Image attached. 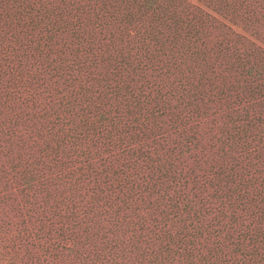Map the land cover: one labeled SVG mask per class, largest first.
<instances>
[{
  "label": "rangeland",
  "instance_id": "374dc122",
  "mask_svg": "<svg viewBox=\"0 0 264 264\" xmlns=\"http://www.w3.org/2000/svg\"><path fill=\"white\" fill-rule=\"evenodd\" d=\"M0 264H264V0H0Z\"/></svg>",
  "mask_w": 264,
  "mask_h": 264
}]
</instances>
